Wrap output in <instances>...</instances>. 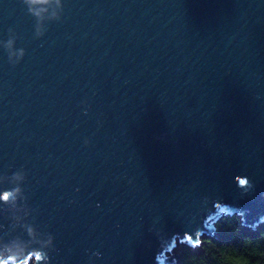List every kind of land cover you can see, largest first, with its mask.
<instances>
[{"label": "water", "instance_id": "obj_1", "mask_svg": "<svg viewBox=\"0 0 264 264\" xmlns=\"http://www.w3.org/2000/svg\"><path fill=\"white\" fill-rule=\"evenodd\" d=\"M10 192L14 264H178L263 224L264 0H0Z\"/></svg>", "mask_w": 264, "mask_h": 264}, {"label": "trees", "instance_id": "obj_2", "mask_svg": "<svg viewBox=\"0 0 264 264\" xmlns=\"http://www.w3.org/2000/svg\"><path fill=\"white\" fill-rule=\"evenodd\" d=\"M215 228V236L204 239L198 250L183 248L178 264H264V223L248 230L237 216H226Z\"/></svg>", "mask_w": 264, "mask_h": 264}, {"label": "clouds", "instance_id": "obj_3", "mask_svg": "<svg viewBox=\"0 0 264 264\" xmlns=\"http://www.w3.org/2000/svg\"><path fill=\"white\" fill-rule=\"evenodd\" d=\"M26 2L31 3V4H46L48 3V0H26ZM87 143V141H86ZM15 195L14 192H10L8 193L7 197L11 198ZM0 199H5L4 195L0 194ZM26 255V253H25ZM20 260L17 259V261L15 262V264H18ZM0 264H14L13 261L9 260L8 257L4 256V257H0Z\"/></svg>", "mask_w": 264, "mask_h": 264}, {"label": "rangeland", "instance_id": "obj_4", "mask_svg": "<svg viewBox=\"0 0 264 264\" xmlns=\"http://www.w3.org/2000/svg\"><path fill=\"white\" fill-rule=\"evenodd\" d=\"M204 239L201 238V241H203ZM202 245V244H201ZM187 247L184 244L178 245L177 248L173 251V253H177L180 254V252L183 250V248ZM198 250V249H195Z\"/></svg>", "mask_w": 264, "mask_h": 264}, {"label": "snow or ice", "instance_id": "obj_5", "mask_svg": "<svg viewBox=\"0 0 264 264\" xmlns=\"http://www.w3.org/2000/svg\"><path fill=\"white\" fill-rule=\"evenodd\" d=\"M241 183L242 184L246 183V181H241ZM4 198L7 199L8 198L7 195H5ZM188 239H189V241H191L192 237H189ZM232 264H247V261H239V260H237V261H233Z\"/></svg>", "mask_w": 264, "mask_h": 264}]
</instances>
